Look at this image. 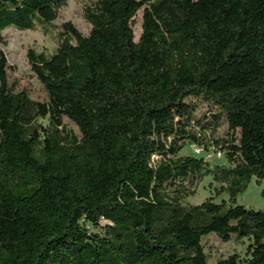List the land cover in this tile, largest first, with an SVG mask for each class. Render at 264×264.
Segmentation results:
<instances>
[{"label":"trees","instance_id":"trees-1","mask_svg":"<svg viewBox=\"0 0 264 264\" xmlns=\"http://www.w3.org/2000/svg\"><path fill=\"white\" fill-rule=\"evenodd\" d=\"M66 2L0 0V44L8 27L47 31ZM82 7L121 52L119 71L104 78L69 21L51 53L27 50L47 101L12 92L0 56V264H264V211L236 202L264 180V0ZM208 175L229 202L185 203ZM209 234L243 252L210 262Z\"/></svg>","mask_w":264,"mask_h":264},{"label":"rangeland","instance_id":"rangeland-1","mask_svg":"<svg viewBox=\"0 0 264 264\" xmlns=\"http://www.w3.org/2000/svg\"><path fill=\"white\" fill-rule=\"evenodd\" d=\"M82 5L83 0H67L66 4L60 8L58 18L52 22L47 31L40 25L35 30H18L14 27H8L2 31L5 38V45L0 44V56L3 53L7 59L5 66L6 84L12 92L25 89L29 97L34 100H48L45 88L39 83L30 69L27 50L33 48L37 52L51 53L56 47L54 32L56 33V31L61 30V24L67 21L75 26L87 42L90 50L97 58V69L104 78L114 71H119L121 52L115 47L111 39L95 30L84 19ZM133 30L135 35L134 39L137 41L141 32L140 12L135 17ZM204 110L205 106L198 103L195 113L197 116H200ZM64 122L77 133V128L72 122L67 118H64ZM225 131L226 124L221 121L219 128L214 131L213 136L215 138H222L224 137ZM207 133L210 134V131ZM190 152H192L191 148L186 145L181 151V154ZM226 164L225 157L211 159L208 162V166L211 168L216 165L225 166ZM223 185L224 183L215 181L213 175L204 176L202 179L194 182L191 187L193 194L186 197L184 202L198 204L207 197H212L216 201L224 200L229 202V194L225 191H220V187ZM263 191L264 180L256 182L253 178L245 191L236 196V202L246 207L264 211ZM203 243L210 262H215L217 259L224 258L233 252H243L242 246L232 240L223 241L215 234L207 235Z\"/></svg>","mask_w":264,"mask_h":264},{"label":"built area","instance_id":"built-area-1","mask_svg":"<svg viewBox=\"0 0 264 264\" xmlns=\"http://www.w3.org/2000/svg\"><path fill=\"white\" fill-rule=\"evenodd\" d=\"M191 150L194 154L196 155H202L204 158H205V153H212V159H215V158H220L222 157V154L220 152H215V151H206L204 152L201 148H196L195 145H192L191 146ZM208 161H211V160H208Z\"/></svg>","mask_w":264,"mask_h":264},{"label":"bare ground","instance_id":"bare-ground-1","mask_svg":"<svg viewBox=\"0 0 264 264\" xmlns=\"http://www.w3.org/2000/svg\"><path fill=\"white\" fill-rule=\"evenodd\" d=\"M206 154H212V153H205V159H206ZM211 159H212V156H207V160H211Z\"/></svg>","mask_w":264,"mask_h":264}]
</instances>
